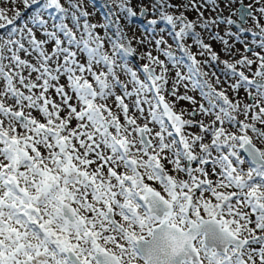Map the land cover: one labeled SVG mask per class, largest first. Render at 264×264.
Segmentation results:
<instances>
[{
    "label": "snow or ice",
    "instance_id": "snow-or-ice-1",
    "mask_svg": "<svg viewBox=\"0 0 264 264\" xmlns=\"http://www.w3.org/2000/svg\"><path fill=\"white\" fill-rule=\"evenodd\" d=\"M0 5V264H264V0Z\"/></svg>",
    "mask_w": 264,
    "mask_h": 264
},
{
    "label": "rangeland",
    "instance_id": "rangeland-1",
    "mask_svg": "<svg viewBox=\"0 0 264 264\" xmlns=\"http://www.w3.org/2000/svg\"><path fill=\"white\" fill-rule=\"evenodd\" d=\"M101 2V0H97V4H99ZM0 6H3V5H0Z\"/></svg>",
    "mask_w": 264,
    "mask_h": 264
}]
</instances>
